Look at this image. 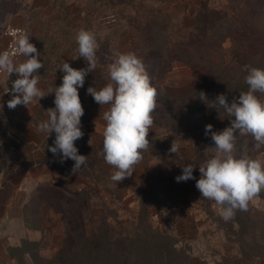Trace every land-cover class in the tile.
I'll return each mask as SVG.
<instances>
[{"label":"rangeland","instance_id":"obj_1","mask_svg":"<svg viewBox=\"0 0 264 264\" xmlns=\"http://www.w3.org/2000/svg\"><path fill=\"white\" fill-rule=\"evenodd\" d=\"M50 1L46 21L39 23L44 33L29 38L54 48V54L44 51L46 58L59 60L72 49L70 66L86 68L75 40L80 29L93 31L100 46L97 69L78 88L84 135L75 146L87 162L73 174V160L61 163L49 151L55 133L38 131L55 107L51 92L64 74L58 64L49 65V81L38 85L45 97L8 110L16 134L9 139L5 132L0 143V264H264V191L247 211L225 221L195 186L200 164L215 151L205 126L217 132L230 126L212 101L225 94L231 103L247 91L245 65L264 69V0ZM5 7L0 3L1 15ZM2 35L0 30V45ZM114 51L141 58L158 91L149 148L118 184L98 155L107 106L87 93L107 82L104 68ZM201 91L209 106L198 98ZM22 132L28 141L20 143ZM174 139L180 142L178 156L169 153ZM27 150L55 167H29ZM235 155L264 160V147L257 150L250 135L241 136ZM189 163L195 179L177 182ZM14 181H20L17 190Z\"/></svg>","mask_w":264,"mask_h":264},{"label":"clouds","instance_id":"obj_2","mask_svg":"<svg viewBox=\"0 0 264 264\" xmlns=\"http://www.w3.org/2000/svg\"><path fill=\"white\" fill-rule=\"evenodd\" d=\"M75 40L79 57L84 59L87 67L76 69L68 62L62 64V84L51 92L55 93V107L46 111L47 119L38 125V131L48 136L55 133L54 146L49 147V151L60 155L61 163L73 160V174L87 162V157L78 154L75 146V141L84 135L81 130L84 108L78 88L84 86L86 75L94 72L100 62L97 55L100 46L93 31L80 29ZM112 55L104 68L107 82L99 89L88 87L87 93L101 107L107 106L102 117L103 147L98 155H102L105 163L114 170L110 179L118 184L132 175L149 148L158 91L144 62L135 53L114 51ZM17 56L23 59L18 60ZM39 56L36 46L24 33L14 41L13 52H0V73L18 76L12 82V88L5 91L12 95L7 101L9 109L38 104L45 97L38 87V70L44 67ZM242 71L247 73L244 77L247 91L234 97L231 103L225 94L217 95L212 101L211 108L218 113L222 110L230 120V126L218 132L213 131L211 124L205 126V135L211 134L215 151L200 164V178L195 185L201 197L214 202L225 221L234 218L237 210L247 211L249 202L264 191V160L235 155L237 140L241 136L250 135L257 150L264 147V99H261L264 95V69L245 65ZM198 98L208 105L205 92L201 91ZM179 150L180 142L174 139L169 153L178 156ZM193 169L192 163L186 164L176 181L195 179Z\"/></svg>","mask_w":264,"mask_h":264},{"label":"crops","instance_id":"obj_3","mask_svg":"<svg viewBox=\"0 0 264 264\" xmlns=\"http://www.w3.org/2000/svg\"><path fill=\"white\" fill-rule=\"evenodd\" d=\"M0 3L2 6L7 5V7H5V10H7V11H4L3 15L0 14V30H2V34H3L1 37L2 42L0 45V50L3 47L4 42H5L4 28L9 24H11V25H25L28 29V32H29V38H31V39L39 38V36L44 33L42 30H40L39 23L46 21V16H47L46 14L48 13V10L50 9V4H52L50 0H0ZM35 46H36L38 52L40 53L39 59H41V61L44 64V67L41 68L40 70H38V75H39V79H40V83H39L40 86L43 85L44 83H46V81H49V79H50L48 76V73L46 72V67H48L49 65L58 64V66H62V64L64 62H68L72 66H74V64H75V57H74L75 51L72 49L70 52L66 51V50L63 51V55L60 57L59 60H57V59H54L53 57H47L46 58L44 56L45 50L48 51V55L50 53L54 54L53 52H51L54 49L53 47L52 48H49V47L44 48V47L37 46V45H35ZM101 53L106 54L107 52L104 49V51ZM17 59L22 60L23 58L19 57ZM43 71H44V73H43ZM63 75L64 74H62V76H60L59 78H62ZM11 76L17 77V74L13 73V74H11ZM11 98H12L11 96L4 94L0 89V112H2V114H3L2 116L0 115V118L4 122V123L0 124V131L2 133V138L0 139L1 144H4L5 132L7 133L6 137L8 136L9 139L12 137L15 138V134H16L15 127H13L10 122H8V119H10V111H8L9 108H7L5 106V102L10 100ZM35 104L36 103H34L33 105H35ZM23 107H25V106H23ZM30 112H32V110H30L29 113ZM19 137H20V143L28 141V139H27L28 137H25L23 132L20 133ZM17 140H18V138H17ZM30 142H32V141L29 140L28 144ZM24 144H26V143H24ZM42 145H43V141H42V144L39 141V144L37 146L43 147ZM26 152H27L26 160H28V162L26 164L29 167L30 166L37 167L40 164L42 165V169H43L44 165H46V164H47V166H50L52 169L55 167L54 161L50 162L47 159L39 157V155L36 157H35V155L30 156V152H28V150ZM25 172H27V170ZM0 174H3V172L1 171ZM21 183H22V180H21ZM13 184H14V189L17 190V188H20V181H14ZM42 201L43 200H41V202ZM24 203L21 205V212L24 211V205H25Z\"/></svg>","mask_w":264,"mask_h":264},{"label":"built area","instance_id":"obj_4","mask_svg":"<svg viewBox=\"0 0 264 264\" xmlns=\"http://www.w3.org/2000/svg\"><path fill=\"white\" fill-rule=\"evenodd\" d=\"M20 33L27 34L29 36L28 29L25 25H7L4 28V36H5V42L3 47L1 48L0 52L3 51H8V52H13L14 51V41L18 38V35ZM19 58V56H17ZM18 76H7L6 74L0 73V89L1 91L8 95L11 96V92L9 91L8 93H5L7 88L10 90L12 88V82L17 79Z\"/></svg>","mask_w":264,"mask_h":264}]
</instances>
